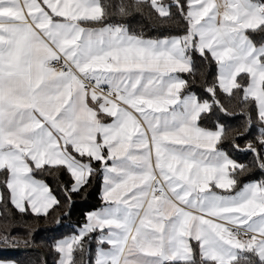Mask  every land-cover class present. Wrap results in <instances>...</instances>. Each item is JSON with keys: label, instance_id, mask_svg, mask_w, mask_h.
I'll use <instances>...</instances> for the list:
<instances>
[{"label": "snow or ice", "instance_id": "1", "mask_svg": "<svg viewBox=\"0 0 264 264\" xmlns=\"http://www.w3.org/2000/svg\"><path fill=\"white\" fill-rule=\"evenodd\" d=\"M145 9L183 34L132 30ZM197 56L215 64L211 82ZM197 75L206 97L190 91ZM225 101L245 116L230 143L248 164L221 147L224 125L202 126L231 114ZM254 170L264 173V0H0V206L47 217L60 201L38 174H69V206L102 177L103 206L55 242L57 264H264V180L235 190ZM9 217L0 244L30 245Z\"/></svg>", "mask_w": 264, "mask_h": 264}, {"label": "trees", "instance_id": "2", "mask_svg": "<svg viewBox=\"0 0 264 264\" xmlns=\"http://www.w3.org/2000/svg\"><path fill=\"white\" fill-rule=\"evenodd\" d=\"M107 3L109 0H102ZM167 2V0H165ZM175 11V9H173ZM148 10L145 9L143 15L136 14L130 17L126 22L132 28V30L140 32L143 31L148 37L175 36L182 35L184 31L183 23L179 27L172 25L170 27L158 26L155 19L148 16ZM118 18H109V22H116ZM197 68L207 73V81L211 82L216 74V66L212 64L210 67L205 68V64L197 56L196 58ZM185 79H188L186 74H180ZM204 80L197 75L195 83L190 88V91L196 93L200 97H206V93L203 91ZM223 99V97H222ZM226 107L229 108L230 115H224L219 111H215L214 115L210 119H204L201 123L205 128H214L216 122L224 125L229 130L228 142L221 145L230 156L237 160L239 163L248 164L252 161V154L247 151H237L231 147L232 137L237 136V131L241 130L245 122V116L242 115L241 109L235 105H230L225 101ZM255 119V113H252ZM257 135V127L254 124L251 132L245 138H238L236 143L239 144L240 149L246 148L247 140H254ZM38 179L44 180L51 188L53 194L60 201L58 206H53L49 209V215L47 217L35 218L31 214H20L10 204L0 206V212L3 215L0 216V224L8 220L9 213L15 219V224L12 226L11 231L13 235L19 239L24 240L25 233L31 231L33 235L29 238L32 242L27 247L21 243L19 246H9L0 244V260H11L16 264H55L57 254L53 251V245L55 241L64 236L74 234L76 228L84 221L85 214L89 211L95 210L103 205L100 189H101V176L97 174L93 178L91 185L87 187L86 191H81L79 194H73L71 197V204L66 199L64 190L61 185L70 186L72 181L69 179L67 172H61L58 177L43 174L37 175ZM264 180V173L258 170H254L249 174L239 177V183L236 186L238 189L243 183L248 181H261ZM21 247L23 249H16ZM91 249V256L94 257L96 243L95 240L89 245ZM89 254H85V260H87ZM79 260V256H78Z\"/></svg>", "mask_w": 264, "mask_h": 264}, {"label": "crops", "instance_id": "3", "mask_svg": "<svg viewBox=\"0 0 264 264\" xmlns=\"http://www.w3.org/2000/svg\"><path fill=\"white\" fill-rule=\"evenodd\" d=\"M207 129H215V127L214 128H207ZM250 182H257V181H248V182H245V183H243L238 189H235V190H239L240 188H242L245 184H247V183H250ZM102 187H103V184H102V177H101V189H100V194H102ZM217 193H221V194H231V193H225L224 192V190H222V189H214ZM103 206V205H102ZM101 206V207H102ZM101 207H99V208H97V209H95V210H92V211H89V212H87V213H91V212H93V211H96V210H99ZM86 213V214H87ZM85 223V218H84V221L80 224V226H82L83 224ZM79 231V227H77L76 228V231L75 232H78ZM74 232V233H75ZM73 235V234H72ZM69 236H71V235H69ZM69 236H64V237H62V238H59V239H57L56 241H58V240H61V239H65V238H67V237H69ZM55 241V242H56ZM55 244V243H54ZM0 264H13V261H11V260H0ZM16 264V263H15ZM55 264H57V258H56V261H55Z\"/></svg>", "mask_w": 264, "mask_h": 264}, {"label": "water", "instance_id": "4", "mask_svg": "<svg viewBox=\"0 0 264 264\" xmlns=\"http://www.w3.org/2000/svg\"><path fill=\"white\" fill-rule=\"evenodd\" d=\"M16 249H23V248H21V247H18V248H16ZM44 264H46V262H45V259H44Z\"/></svg>", "mask_w": 264, "mask_h": 264}]
</instances>
